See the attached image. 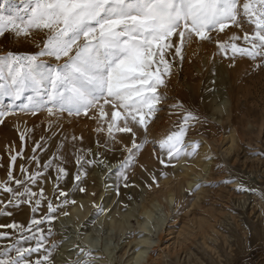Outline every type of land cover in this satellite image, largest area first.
<instances>
[{"label":"rangeland","instance_id":"374dc122","mask_svg":"<svg viewBox=\"0 0 264 264\" xmlns=\"http://www.w3.org/2000/svg\"><path fill=\"white\" fill-rule=\"evenodd\" d=\"M15 3L19 6V0ZM0 5L6 11L11 6L4 0H0ZM233 33L243 37L240 29L231 27L223 33H211L212 42L193 37L185 44L183 60L176 58L171 74L164 77L165 84L158 89L165 98L148 119L147 132L133 125L137 142L145 138L148 142L127 168L126 182L114 169L127 155L125 148L131 147L133 137L131 133L115 131L114 138L109 137L107 121L111 117V105H105L108 116L104 120L98 121L97 108L90 109L87 115L64 113L57 120L49 117L46 110L35 115L22 111L20 105L26 101L0 97V110L7 112L0 123V183L8 180L10 164L13 176L26 181V175L21 173L23 165L30 172L42 173L36 184L26 181V186L37 194L41 189L44 193L33 212L39 196L33 198L32 204L16 200L9 204L10 194L0 191V210L4 212L0 215V225L15 222L27 227L31 220L48 216L51 203L57 210L39 227L47 237L45 247L52 251L53 264L77 261L126 264L139 246L136 240L144 233L157 241V246L149 248L151 264H264V64L255 67V62L246 57L237 56L233 60L231 52L227 58L220 54L217 37L226 41ZM43 39L42 32L28 37L6 33L0 36V55L9 51L37 53L40 50L37 45L42 47ZM238 43L243 46L242 39ZM40 60L46 65L57 63L46 56ZM187 111L198 119L188 128L185 142L199 141V148L191 157L185 156L182 163L192 164L204 147L214 159L212 176L206 180L199 176L189 187L179 174L180 158L169 161L159 148V141L176 130ZM101 126L104 130L97 131ZM21 133L27 137L24 142ZM233 137L236 142H232ZM37 142L41 147L33 152ZM21 150L23 155L12 164L10 156ZM54 155L58 158L48 169L43 168ZM33 156L39 164L32 160ZM78 156L82 157V168L77 164ZM161 157L167 166L160 163ZM89 160L103 163L90 165ZM59 167L67 174L58 178ZM78 173H86L80 181L75 179ZM95 179L98 187H94ZM229 179L234 182L224 183ZM241 184L248 190L237 191ZM201 185L206 192L198 199ZM10 186L17 188L14 182ZM80 187L86 191L80 192ZM107 189L112 198L103 209L101 199ZM88 190L87 205L82 203V208L77 203L83 211L87 206L84 215L65 218L72 201L80 202ZM60 192L67 193V197ZM168 192L173 196L171 202L167 199ZM96 200L102 211L94 207ZM115 207L132 214L123 226H112L104 220L107 211ZM144 208L153 211L146 229L138 227V222L146 219ZM59 214L64 219L60 220ZM0 232L12 230L0 228ZM10 242L0 239V246ZM65 243L71 245L59 247ZM32 259H36V254Z\"/></svg>","mask_w":264,"mask_h":264},{"label":"snow or ice","instance_id":"6c2138e0","mask_svg":"<svg viewBox=\"0 0 264 264\" xmlns=\"http://www.w3.org/2000/svg\"><path fill=\"white\" fill-rule=\"evenodd\" d=\"M4 2L11 6L6 11L0 5V36L9 33L14 37H28L42 32L44 39L42 47L37 45L40 48L37 53L9 51L0 55V97L26 101L20 105L22 111L35 115L46 110L49 117L57 120L64 113L87 115L93 108L98 109V121L104 120L108 116L105 105H111V117L107 121L109 137L114 138V131L128 132L133 137L131 147L125 148L127 155L114 169L125 182L127 168L148 142L146 138L137 142L133 125L147 132L148 119L159 110L165 98L158 89L164 86V77L171 74L176 58L183 60V48L193 37L212 42L211 33H223L235 27L243 32V37L235 33L226 41L217 37L219 53L227 58L231 52L233 60L237 56L246 57L255 62V67L264 64V0H19V6L15 0ZM241 39L243 46L238 43ZM45 56L57 63L46 65L40 60ZM5 115L7 112L0 110V123ZM197 119L191 111L185 112L176 130L159 141L160 151L169 161L196 153L199 141L186 143L185 137ZM52 123L49 122V128ZM103 130L102 126L97 128V131ZM20 139L24 142L27 137L21 133ZM40 147L37 142L33 152ZM22 155V150L11 155L12 164ZM57 158L54 155L43 168L48 169ZM81 159L77 157V164L82 168ZM32 160L39 164L35 156ZM160 163L167 166L163 157ZM21 173L31 184H36L42 175L39 171L30 172L23 165ZM66 174L63 167L58 168V178ZM85 174L78 173L76 181ZM26 181L13 176L10 164L8 180L0 183V191L10 194L9 204L14 200L32 204L33 198L39 196L32 207L35 212L44 198L43 189L37 194L26 186ZM11 182L17 188H12ZM232 182L231 179L224 181ZM242 190L248 189L241 184L237 191ZM79 191L86 190L80 187ZM60 195L67 197L65 192ZM94 207L102 211L99 206ZM56 210L49 203V215L42 220H31L27 227L15 222L0 225L12 230L0 232V239L11 241L0 246V264H53L52 251L45 247L47 237L39 225L45 219L50 220ZM3 214L0 210V215ZM33 254H36L35 260Z\"/></svg>","mask_w":264,"mask_h":264},{"label":"bare ground","instance_id":"6f19581e","mask_svg":"<svg viewBox=\"0 0 264 264\" xmlns=\"http://www.w3.org/2000/svg\"><path fill=\"white\" fill-rule=\"evenodd\" d=\"M86 125H87V123H86ZM86 128H87V126H86ZM232 142H236V138L234 139V137H233ZM207 150H208L207 147L206 148L204 147L202 149V152L196 156L194 162H192V164H189V165H185L182 163V161L185 159L184 158L185 156L182 155L179 157L180 158L179 165L181 166V171H179V174H181L184 177V180L187 183V187L191 186L192 183H194L196 181V179L199 178V176H201L204 180H206L212 176L213 169H214V159H213L212 155H210L209 150L208 151ZM236 157H237V154H236ZM197 167L200 168L199 169L200 173H198V174H197ZM98 183H99L98 180L95 179V181H94L95 186L94 187H98ZM205 192H206L205 187L203 185H201V188L197 193L198 194L197 198L199 199L200 197L204 196ZM88 194H89V190H88L85 198H81V199H79L80 202L76 201L71 206H69L68 211L66 213L67 216L65 218L72 219L76 216H80V213H81V216L84 215V213L88 210L87 206L84 208V211H83V210L79 209L78 204L80 203V205H81L82 203L85 204L86 202H89L88 201V199H89ZM111 198H112V195H111L110 191L108 189L105 190L104 194L102 196V199H101V202L104 203L103 209L107 208V206L109 205V203L111 201ZM172 198H173L172 194L170 192H168V194H167L168 201L171 202ZM96 203H97V200L94 204L96 205ZM85 205H87V204H85ZM82 208H83V206H82ZM111 209H109V211H107V213L105 212L106 214L104 216V220L106 221L107 224H111L112 226L113 225H122L123 226V224L125 222H128L129 217L132 215V214L127 213V212H125V213L120 212V211H118L119 209L116 207L112 211H111ZM152 212L153 211L149 208L143 209L142 213L145 215L146 219L138 222V227H140L142 229L147 228V224H149L148 220L152 216ZM63 216H64L63 214H59L58 218L60 220L64 219ZM136 244L139 246H138V248H136V250H134L132 252V254H130L131 257L127 261L126 264H151L152 262L150 261V259H152V258H150V255L148 254L149 248L153 247V246H157V241L154 242L151 239V237L148 235V233H144V234L139 235L138 240H136ZM70 245H71V243H65V244L59 245V247L64 249L65 247L70 246ZM95 264H99V263L97 262ZM108 264H111V263L109 262Z\"/></svg>","mask_w":264,"mask_h":264}]
</instances>
